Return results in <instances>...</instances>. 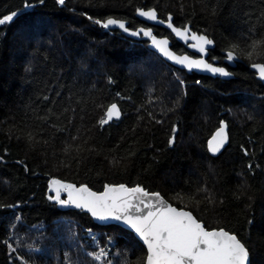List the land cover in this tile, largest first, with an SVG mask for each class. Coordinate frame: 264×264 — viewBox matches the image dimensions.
<instances>
[{
	"label": "trees",
	"instance_id": "obj_1",
	"mask_svg": "<svg viewBox=\"0 0 264 264\" xmlns=\"http://www.w3.org/2000/svg\"><path fill=\"white\" fill-rule=\"evenodd\" d=\"M138 9L213 39L216 65L234 51L233 78L190 75L94 23L152 27L187 52ZM13 13L0 25V264H145L133 233L60 208L51 179L160 193L264 264V84L250 69L264 63V0H0V18ZM112 103L121 118L101 127ZM222 121L228 145L212 157Z\"/></svg>",
	"mask_w": 264,
	"mask_h": 264
},
{
	"label": "snow or ice",
	"instance_id": "obj_2",
	"mask_svg": "<svg viewBox=\"0 0 264 264\" xmlns=\"http://www.w3.org/2000/svg\"><path fill=\"white\" fill-rule=\"evenodd\" d=\"M57 3L63 5L65 0H57ZM138 14L148 20L164 23L158 20L154 9L147 11L138 9ZM16 15L13 13L0 18V25L11 22ZM94 23L104 29L115 26L129 31L123 21L111 17L106 21L96 19ZM167 26L177 37L194 41L191 47L202 55L207 54V46L213 44V41L206 35H190L191 30L186 26L175 27L171 23V16H169ZM141 33L144 37L150 38L152 45L164 57L176 64L189 70L198 69L221 76L231 75L225 68L214 66L202 58L176 56L169 49L168 40L157 39L150 28L147 30L142 28L139 32L133 31L131 35L137 36ZM232 47L234 49L236 45ZM226 57L229 61L237 59L232 50L227 51ZM251 66L256 69L259 78L264 80V63H253ZM121 115V109L116 103H112L98 123L103 127L113 120H119ZM227 140V133L222 127L209 142L210 151L219 152ZM51 191L55 193L54 199L61 205L71 202L76 208L86 209L98 220L111 219L123 221L129 225L147 246L146 264H250L249 249L235 234L224 229L207 230L191 212L178 210L167 203L159 193H149L139 186L128 188L123 184L105 186L103 192L97 193L87 186L76 187L59 180L51 182ZM61 192L67 193L68 200L61 199ZM103 254L101 250L100 254L95 255L94 258L99 260Z\"/></svg>",
	"mask_w": 264,
	"mask_h": 264
},
{
	"label": "water",
	"instance_id": "obj_3",
	"mask_svg": "<svg viewBox=\"0 0 264 264\" xmlns=\"http://www.w3.org/2000/svg\"><path fill=\"white\" fill-rule=\"evenodd\" d=\"M142 10H144V9H142ZM150 10V9H149ZM155 10V9H154ZM145 11H147V10H145ZM157 12V11H156ZM136 16H137V18H139V19H141V20H146L149 24H155L156 26H160V27H163L164 29H166L167 31H169L170 32V34L174 37V39L178 42V43H180L181 45H183V46H185V48L187 49V53H178V52H176L174 49H173V41H172V39L171 38H169V37H160V36H157L156 34H155V32H154V29L152 28V27H144V26H140V27H138L137 29H132V28H130L129 27V25H130V23L128 22V21H123V20H120V21H123L124 23H125V26H126V28H128V30L129 31H124V30H122V29H120L119 27H115V26H112V27H110V28H108V29H106V30H108V31H119L120 32V34L122 35V36H124L125 38H127V39H130V40H134V41H136V42H140V41H143V42H147V44H148V48L151 50V51H153V52H155L156 54H158L167 64H169V65H171V66H173V67H175V68H177V69H179V70H182V71H185L186 73H188V74H197V75H201V76H208V77H212V78H219V79H222V80H231L232 78H233V73L230 71V70H228V68L227 67H225V66H219V65H216V64H214V63H212V62H210L209 61V56H210V51L212 50V48L215 46V42H214V40L213 39H211V38H209L207 35V37L209 38V39H211L212 41H213V44H211V45H208L207 46V54H205V55H202L201 53H199L195 48H193V47H191V45L194 43V41H192V40H183V39H181V38H179V37H177L176 35H175V33H173L172 32V30L170 29V28H168V26H167V23L169 22V16H171V15H169L168 17H167V19L166 20H162V21H164V23H159V22H157V21H151V20H148V19H146L145 17H142V16H140L139 14H138V12H137V14H136ZM157 16H158V20H161V19H159V15H158V12H157ZM114 19V18H113ZM171 23H173V25L175 26V27H177L175 24H174V22H173V16H171ZM186 27H188L191 31H190V35L191 34H197V35H201V34H198V33H196V32H194L192 29H191V26L190 25H187ZM145 29V30H147V29H152V31H153V35L154 36H156V38L157 39H167L168 40V42H169V49L176 55V56H188L189 58H192V59H204V60H206L208 63H211V64H213L214 66H217V67H223V68H225L229 73H231V75H229V76H221V75H219V74H213V73H210V72H207V71H202V70H198V69H192V70H189L188 68H186V67H184V66H182V65H179V64H176L175 62H173L172 60H169V59H167L166 57H164L153 45H152V43H151V40H150V38H148V37H144L143 36V34L141 33L140 35H137V36H133V35H131V32H133V31H136V32H139L140 31V29ZM179 28H183V27H179ZM202 35H204V34H202ZM193 54L194 55H197V57H195V56H193ZM237 57V59H235V60H233V61H229L228 59H227V57H226V59H225V62H226V64H228L229 66H231V67H235L236 65H237V63L238 62H240V59L238 58V56H236ZM250 69L253 71V72H255L256 73V77H257V79L260 81V82H262L263 84H264V80H262V79H260L259 78V76H258V73H257V71H256V69H254L252 66H250ZM114 121H118V120H113L112 122H114ZM111 123V122H110ZM108 125V124H107ZM224 128L225 129V132L227 133V136H228V140H227V142H226V144L224 145V147L219 151V152H217V153H213L212 151H210V149H209V142L213 139V137L215 136V134L220 130V128ZM228 141H229V127H228V123L227 122H225V121H222L221 122V125H220V127H219V129L214 133V135L210 138V140L208 141V144H207V147H208V151H209V154L212 156V157H217V156H219L223 151H224V149L227 147V145H228ZM173 142V141H172ZM54 179H51L50 180V182H49V190H50V193L53 195V196H55V193L53 192V191H51V182L53 181ZM60 182H62V183H65V182H63V181H60ZM112 186H119V185H112ZM76 187H79V186H76ZM81 187V186H80ZM88 187V186H87ZM127 187V186H126ZM89 188V187H88ZM128 188H131V187H128ZM132 188H134V187H132ZM91 191H94V190H92L91 188H89ZM105 190V189H104ZM103 190V191H104ZM102 191V192H103ZM94 192H96V191H94ZM97 193H101V192H97ZM160 194V193H159ZM160 196L167 202V203H169V204H171L166 198H164L161 194H160ZM61 199L62 200H68V197H67V193L66 192H61ZM59 204V207L60 208H62V209H64V210H76V211H83V212H85V213H88L90 216H91V218L94 220V222L96 223V224H98V225H100V226H110V225H116V226H119V227H121V228H123V229H126L127 231H129V232H131V233H133L134 234V236L144 245V247L146 248V250H147V246L143 243V240L139 237V235L135 232V230L134 229H132L129 225H127V224H125L123 221H116V220H111V219H109V220H106V221H101V220H98L96 217H94L89 211H87L86 209H80V208H76L74 205H72L71 204V202H69L67 205H61L60 203H58ZM172 205V204H171ZM173 207H175V208H177L176 206H174V205H172ZM178 210H183V211H188V210H185V209H179V208H177ZM188 212H190V211H188ZM192 213V212H191ZM192 215L196 218V216L192 213ZM197 219V218H196ZM198 220V219H197ZM199 221V220H198ZM199 222H201V221H199ZM204 226H205V224L203 223V222H201ZM206 228V227H205ZM207 229V228H206ZM207 230H209V229H207ZM215 230H217V229H215ZM226 231V230H225ZM230 233V232H229ZM232 234V233H231ZM238 238V237H237ZM239 239V238H238ZM240 240V239H239ZM147 255H148V251H147ZM249 259H250V264H251V255H250V257H249ZM145 264H146V262H145Z\"/></svg>",
	"mask_w": 264,
	"mask_h": 264
},
{
	"label": "flooded vegetation",
	"instance_id": "obj_4",
	"mask_svg": "<svg viewBox=\"0 0 264 264\" xmlns=\"http://www.w3.org/2000/svg\"><path fill=\"white\" fill-rule=\"evenodd\" d=\"M184 47H185V46H184ZM186 50H187V49H186ZM187 52H188V51H187ZM187 52H186V53H187ZM181 54H182V53H181ZM193 56L197 57V55H194V54H193ZM225 59H226V57H225ZM224 62H225V60H224ZM225 64H226V62H225ZM226 65H227V66H225V67H227L228 70H229L230 68H235V67H236V66H235V67H231V66H229L228 64H226Z\"/></svg>",
	"mask_w": 264,
	"mask_h": 264
},
{
	"label": "bare ground",
	"instance_id": "obj_5",
	"mask_svg": "<svg viewBox=\"0 0 264 264\" xmlns=\"http://www.w3.org/2000/svg\"><path fill=\"white\" fill-rule=\"evenodd\" d=\"M163 37H167V36H163Z\"/></svg>",
	"mask_w": 264,
	"mask_h": 264
}]
</instances>
